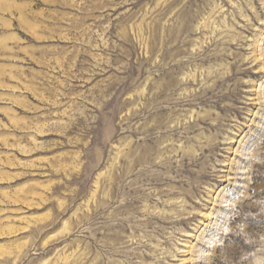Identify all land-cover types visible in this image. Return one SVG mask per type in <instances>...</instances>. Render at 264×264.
<instances>
[{"label":"rangeland","instance_id":"374dc122","mask_svg":"<svg viewBox=\"0 0 264 264\" xmlns=\"http://www.w3.org/2000/svg\"><path fill=\"white\" fill-rule=\"evenodd\" d=\"M262 237L264 0H0V264H237Z\"/></svg>","mask_w":264,"mask_h":264},{"label":"clouds","instance_id":"9594fccd","mask_svg":"<svg viewBox=\"0 0 264 264\" xmlns=\"http://www.w3.org/2000/svg\"><path fill=\"white\" fill-rule=\"evenodd\" d=\"M225 232L231 231L228 228L224 229ZM244 240L246 243H253L247 233L244 234ZM262 249H264V237L261 238ZM242 261H248L249 264H264V256H257L254 252H242L239 256L237 264H241Z\"/></svg>","mask_w":264,"mask_h":264}]
</instances>
